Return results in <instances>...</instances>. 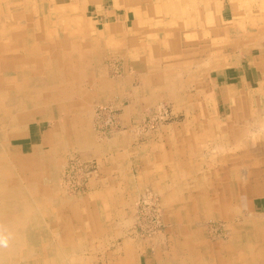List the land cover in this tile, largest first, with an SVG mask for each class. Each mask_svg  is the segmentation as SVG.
I'll use <instances>...</instances> for the list:
<instances>
[{"label":"crops","instance_id":"0c3cea01","mask_svg":"<svg viewBox=\"0 0 264 264\" xmlns=\"http://www.w3.org/2000/svg\"><path fill=\"white\" fill-rule=\"evenodd\" d=\"M40 1L41 14L52 11L64 25L27 17L21 4L4 16L0 9V91L3 85L8 95L21 89L2 106L5 154L30 175L41 173V180L49 164L61 172L70 150L104 155L102 177L87 196L57 201L48 234L53 245L44 242L40 249L72 254L53 264H264V0H81L93 19L88 23L77 15L78 0H48L49 8ZM79 26L86 35L78 37ZM111 49L125 58L118 81L96 79L94 64L78 72L83 55L103 61ZM178 59L193 65L183 80L174 78L183 69L172 61ZM108 70L105 65L102 75ZM31 76L55 86L31 90ZM90 87L103 98L116 92L126 123L163 101L184 116L159 128L147 144L124 133L100 144L89 127ZM44 122L52 127L43 130ZM20 138L29 140L28 150L14 147ZM56 184L49 187L58 194ZM144 185L162 194L167 251L160 244L151 252L150 244L125 236L116 240L133 223L126 216L130 188ZM208 220L230 224L227 242L205 237L199 225Z\"/></svg>","mask_w":264,"mask_h":264},{"label":"rangeland","instance_id":"374dc122","mask_svg":"<svg viewBox=\"0 0 264 264\" xmlns=\"http://www.w3.org/2000/svg\"><path fill=\"white\" fill-rule=\"evenodd\" d=\"M43 1L49 8L48 4H50V2L48 0ZM40 2V0H0V9L3 13L2 16H4L6 13H9L12 10H18L17 6L21 4V6L24 5L26 8L25 15H27V17L33 15V17L38 19L44 18L45 20L46 18H50V20L53 21L52 24L56 28H60V26L64 25L63 18L49 15L53 13L52 11H46L42 15L40 9H38L37 6ZM28 4L30 5V7H32L30 10L31 13L30 11L27 12ZM76 5L78 9L77 15L81 18V20L85 21V23H88L89 21L91 22L93 19L91 17V13L86 9L87 3H85V1L83 2L81 0H78ZM78 25H80V23ZM96 33L97 30L95 28L91 30V34L93 36H97ZM77 35L78 37L86 35L84 33V29H82L80 26L78 28ZM110 51V56L103 61L87 59V56L89 55L88 53L87 55H83L85 58L78 60V72H80V69L81 71H83L86 65L94 64L98 72V76H96V79L105 77L107 78V80H112L113 82L118 81V77H122L125 71V58L118 56V54L114 53L115 51L112 49ZM129 55L132 60L135 59L133 53H130ZM172 61L175 63L176 68H183L180 71V75H176L174 78H177L179 80H181L182 78L183 80L185 78V76L182 75L185 71L184 69H187L188 67L191 68V66L193 65H190V63H188L187 61H185L184 64V61L182 59ZM105 65L109 67V70L105 71L102 75V68H105ZM56 69H58V72L60 71V68L56 67L54 70ZM129 70L132 75L135 73L133 68L129 67ZM79 74L77 75L78 81H84L85 77H82ZM17 77L19 81L28 79L27 77H23L22 75H18ZM134 78L136 80L135 84H139L140 81L138 80V77L134 76ZM51 80L53 81V79ZM30 82L31 90L36 89L40 86L45 87L44 85H46V83L44 82L38 83V78L36 76H33V78L31 76ZM36 82L37 84L41 85H37ZM53 86L55 85L49 82V85H46L45 88L48 89L49 87L51 88ZM4 88L5 86L3 85V90L0 91V120H4L2 116L6 115V109L2 107L6 102L5 100L7 98L9 100L12 99V95L18 96V94H21L20 92H17L20 91V89L14 91V94L10 92L8 95ZM12 88L13 87H11V89ZM14 88L16 87L14 86ZM90 89L93 90V96L91 98V101L86 102L89 104L88 107L92 111L89 127L91 126L90 129L93 131L97 142L100 144L105 143V141H107L108 139L120 136L123 133L128 134L129 136L134 138L136 143L147 144L148 142H150L152 134L155 133L159 128H162L165 124L174 120V118L178 119L184 116L180 109L177 111L178 114L176 116L173 112L172 106L168 104L171 101H163L159 102L160 104L158 103L157 106L145 110L140 115L136 116V118H133L130 123H126L121 118L123 103H119L120 98L117 99L118 96L116 92L113 93L111 98H103L102 94L98 95V93L100 92L96 87H90ZM74 96H78V100L82 99L81 95L79 94ZM178 98H181L180 93ZM103 105H108L111 108L106 111L104 120L101 119L100 123V118L98 116L99 114H101ZM39 119L43 120L44 117L41 116L39 117ZM106 120H108L109 123H107ZM50 125L51 124H49L48 122H44L43 124H41L43 130L46 128H50ZM4 131L5 129L2 130V126L0 124V236H4V238L7 239V245H1L4 248H0V264H53L54 258L59 259L61 258V256L63 262H65L64 260H70L72 256L70 252L67 251L62 254L56 253L53 250L54 246H51L47 251H44L40 249V247L44 249V245L40 246V244H44V242H47L53 245V237L48 234L51 232L50 228L53 226L54 221L56 220L53 217L55 216V207L57 205L56 203L57 201H59L56 199H60L61 197L64 198V195L70 197L87 196L88 192H90L91 183L96 179L102 177L104 155L100 152L94 153V151L88 150V155L86 156L84 154L85 151L75 149L70 150L63 156L64 163L62 165L63 169L61 168L60 170L61 172H59L58 165H49L45 170L46 173L45 171H43V174L45 176V178L43 177V179L45 180L44 181L41 180V173L36 172L30 175L23 169L22 164L15 162V160L13 161L10 157H8V155L5 154L8 146L7 143L9 141H7L8 139L5 137ZM28 143L29 140L27 138L15 139L14 147L17 146L21 148L22 146H24V149L28 150ZM10 176L11 178H13L10 179ZM66 181L69 183L67 184ZM55 182H57L56 186L58 190L60 188L63 189H60L61 191L59 190L58 194L56 193V190L54 193L53 188L49 187H53ZM47 183H49V185H46ZM38 184H44V186L38 188L39 190H37L36 187L38 186ZM62 184H64V186ZM45 189L47 190L45 191ZM130 189H133L134 192H131L133 198L130 200V206L126 209V216L128 218H130L131 216L133 223L130 226L126 227L124 233L125 235H121V237L116 240L121 243L123 238L128 237V239L136 240V243L138 244L141 243L142 246H144V244H147V246L148 244H150L149 250L151 252H154V250L157 249L158 245L160 244L163 245L162 250H169V244L164 243L165 241H161L164 238L167 228L170 227L165 219L164 206L161 205L163 198L162 194L158 193V191H156L155 188L150 185L139 186L137 188H134L133 186ZM21 191L23 193H21ZM56 196L59 198L54 199ZM23 214H25L27 217L25 215L23 217ZM158 218H160L162 221L164 219L163 223L158 224ZM226 224L227 226H230V224L226 223V221L224 220H208L202 222L199 226L205 232L206 238L215 242L223 241L225 243L228 241L227 237L229 234L227 232L228 230L226 229L227 227L225 226ZM56 242L59 241H57L56 239ZM118 242H115V244H119ZM111 249H115V245ZM96 254L100 259L106 262L101 252H99V254ZM111 254H115L117 256L119 253L115 251ZM106 255L108 254L106 253ZM108 258L112 259V257ZM46 259H48L47 262L45 261Z\"/></svg>","mask_w":264,"mask_h":264},{"label":"bare ground","instance_id":"6f19581e","mask_svg":"<svg viewBox=\"0 0 264 264\" xmlns=\"http://www.w3.org/2000/svg\"><path fill=\"white\" fill-rule=\"evenodd\" d=\"M18 17V16H17ZM23 19V18H22ZM21 19V20H22ZM6 20V19H5ZM19 30V29H18ZM21 30V29H20ZM24 30V29H23ZM112 31V30H111ZM12 32V31H11ZM20 32V31H19ZM220 33V32H219ZM76 35V34H75ZM15 44V43H14ZM1 46V45H0ZM2 57V56H1ZM44 59V58H43ZM49 61H51V60H49ZM112 63V62H111ZM50 65V64H49ZM53 66H55V65H53ZM9 69H10V67H9ZM3 70V69H2ZM6 70V69H5ZM50 70V69H49ZM116 70V69H115ZM37 73V72H36ZM35 74V73H34ZM54 74V73H53ZM136 74V73H135ZM48 75V74H47ZM33 78V77H32ZM48 78V77H47ZM90 78V77H89ZM261 78V77H260ZM54 79V78H53ZM54 81V80H53ZM41 82V81H40ZM78 82V81H77ZM39 83V82H38ZM79 83V82H78ZM36 84H37V82H36ZM76 84V83H75ZM37 85H39V84H37ZM168 85V84H167ZM48 92V91H47ZM2 93V92H1ZM87 98V97H86ZM83 99H85V98H83ZM21 102V101H20ZM19 102V103H20ZM160 104V103H159ZM50 105V104H49ZM98 106V105H97ZM36 107V106H35ZM57 108V107H56ZM164 108V107H163ZM61 109V108H60ZM25 110V109H24ZM55 110V109H54ZM19 111V110H18ZM23 111V110H22ZM161 111V110H160ZM49 112H50V110H49ZM14 113V112H13ZM154 113V112H153ZM115 114V113H114ZM50 116V115H49ZM151 116V115H150ZM160 116V115H159ZM8 117V116H7ZM68 117V116H67ZM96 117V116H95ZM9 118V117H8ZM9 120V119H8ZM16 120V119H15ZM55 123V122H54ZM64 123V122H63ZM154 124V123H153ZM244 124V123H243ZM9 125V124H8ZM67 125V124H66ZM69 126V125H68ZM52 127V126H51ZM117 127V126H116ZM145 128V127H144ZM140 130V129H139ZM23 131V130H22ZM48 136V135H47ZM46 136V137H47ZM8 137V136H7ZM51 140V139H50ZM48 143V142H47ZM65 143V142H64ZM80 144V143H79ZM64 145V144H63ZM14 150H16V149H14ZM96 152V151H95ZM14 153V152H13ZM227 160V159H226ZM50 165V164H49ZM62 167V166H61ZM86 167V166H85ZM66 168V167H65ZM14 169V168H13ZM49 169H50V167H49ZM63 169V168H62ZM16 171V170H15ZM51 171V170H50ZM51 173V172H50ZM57 173H58V171H57ZM56 173V174H57ZM69 173V172H68ZM51 175V174H50ZM66 175H67V173H66ZM69 175V174H68ZM5 176V175H4ZM52 176V175H51ZM64 176V175H63ZM62 176V177H63ZM6 177V176H5ZM54 177V176H53ZM13 178V177H12ZM11 178V176H10V179H12ZM6 179V178H5ZM55 179V178H54ZM256 179V178H255ZM56 180V179H55ZM79 180V179H78ZM0 181H1V179H0ZM65 181V180H64ZM64 181H63V183H64ZM67 182V181H66ZM69 182H67V184H68ZM1 185V184H0ZM63 186H64V184H62ZM66 185V184H65ZM61 186V185H60ZM21 188V187H20ZM67 188V187H66ZM10 189V188H9ZM61 189V188H60ZM61 190H63V189H61ZM71 191V190H70ZM69 191V192H70ZM21 193H23L22 191H21ZM3 195V194H2ZM143 195V194H142ZM20 196H21V194H20ZM9 198H11V197H9ZM31 198V197H30ZM2 199V198H1ZM4 199V198H3ZM16 199V198H15ZM59 201H60V199H59ZM74 201V200H73ZM149 201V200H148ZM18 202V201H17ZM76 202V201H75ZM53 203V202H52ZM70 203V202H69ZM74 203V202H73ZM20 204V203H19ZM59 204V203H58ZM57 204V205H58ZM15 205H17V204H15ZM36 205V204H35ZM56 205V204H55ZM162 206H163V202H162V204H161ZM23 206V205H22ZM23 208V207H22ZM42 208V207H41ZM71 208V207H70ZM236 208V207H235ZM18 209V208H17ZM1 211V210H0ZM65 211V210H64ZM23 212V211H22ZM60 213V212H59ZM40 214V213H39ZM24 215L25 214H23V217H24ZM26 216V215H25ZM37 216V215H36ZM27 217V216H26ZM40 217V216H39ZM162 218H163V216H162ZM20 219V218H19ZM23 219V218H22ZM42 219H43V217H42ZM70 219H71V216H70ZM25 220H27V219H25ZM205 220V219H204ZM17 221H18V219H17ZM41 221V220H40ZM163 221H164V219H163ZM163 221L160 219V218H158V224H160V223H163ZM20 222V221H19ZM17 223V222H16ZM21 223V222H20ZM22 223H25V222H22ZM55 223V222H54ZM165 223V222H164ZM20 225H22V224H20ZM31 225V224H30ZM54 225V224H53ZM17 226H19V225H17ZM226 227H227V224L225 225ZM7 228V227H6ZM24 228V227H23ZM36 228V227H35ZM52 228V227H51ZM50 228V229H51ZM55 228V227H54ZM39 229V228H38ZM65 229V228H64ZM188 229V228H187ZM227 230H228V227L226 228ZM3 230H4V228H3ZM41 230V229H40ZM44 230V229H43ZM47 230V229H46ZM198 230V229H197ZM195 231V230H194ZM221 231V230H220ZM235 231V230H234ZM228 232V231H227ZM20 233V232H19ZM192 233V232H191ZM229 233V232H228ZM13 234V233H12ZM15 235H16V233H15ZM232 235V234H231ZM188 236V235H187ZM4 237V236H3ZM232 237V236H231ZM230 237V238H231ZM194 238V237H193ZM234 238V237H233ZM232 238V239H233ZM16 239V238H15ZM14 239V240H15ZM23 239V238H22ZM190 240V239H189ZM195 240V239H194ZM231 241V240H230ZM234 241V240H233ZM188 242V241H187ZM190 242V241H189ZM17 243V242H16ZM74 245H76V244H74ZM48 246V245H47ZM187 246V245H186ZM191 246V245H190ZM67 247V246H66ZM188 247V246H187ZM0 248L1 249H3L4 247L3 246H1L0 245ZM26 248V247H25ZM152 248V247H151ZM9 249V248H8ZM68 249V248H67ZM75 249V248H74ZM185 250V249H184ZM77 251V250H76ZM188 251V250H187ZM213 251V250H212ZM193 252V251H192ZM191 252V253H192ZM227 251H225V253H226ZM257 252V251H256ZM43 254V253H42ZM227 254H228V252H227ZM243 254V253H242ZM256 254V253H255ZM226 255V254H225ZM61 256V255H60ZM213 256V255H212ZM9 257V256H8ZM259 257V256H258ZM61 258H62V256H61ZM245 258V257H244ZM248 258V257H247ZM258 259V258H257ZM36 260V259H35ZM185 260V259H184ZM225 261V260H224ZM4 262V261H3ZM60 262V261H59ZM183 263H184V261H183Z\"/></svg>","mask_w":264,"mask_h":264},{"label":"built area","instance_id":"2783aa9c","mask_svg":"<svg viewBox=\"0 0 264 264\" xmlns=\"http://www.w3.org/2000/svg\"><path fill=\"white\" fill-rule=\"evenodd\" d=\"M109 108H111V107L108 105H103L102 110H101V114H99V116H98L100 118V123H101V119L104 120V117L106 115V111L109 110ZM106 122L109 123L108 120H106ZM110 124H112V123H110Z\"/></svg>","mask_w":264,"mask_h":264},{"label":"clouds","instance_id":"9594fccd","mask_svg":"<svg viewBox=\"0 0 264 264\" xmlns=\"http://www.w3.org/2000/svg\"><path fill=\"white\" fill-rule=\"evenodd\" d=\"M0 245L6 246L7 245V239L0 236Z\"/></svg>","mask_w":264,"mask_h":264}]
</instances>
